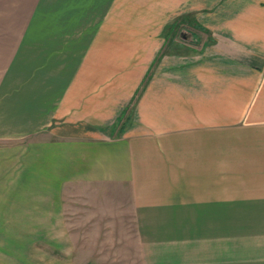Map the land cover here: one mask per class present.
<instances>
[{
	"label": "crops",
	"instance_id": "crops-1",
	"mask_svg": "<svg viewBox=\"0 0 264 264\" xmlns=\"http://www.w3.org/2000/svg\"><path fill=\"white\" fill-rule=\"evenodd\" d=\"M128 222L141 264H264V0H0V264Z\"/></svg>",
	"mask_w": 264,
	"mask_h": 264
},
{
	"label": "rangeland",
	"instance_id": "rangeland-1",
	"mask_svg": "<svg viewBox=\"0 0 264 264\" xmlns=\"http://www.w3.org/2000/svg\"><path fill=\"white\" fill-rule=\"evenodd\" d=\"M192 18L193 16L190 15ZM186 17V15L183 17L182 15L177 16L173 22L168 23L164 26L162 30V36L165 38V45L172 44V41H175V43L186 42L188 43L190 40L194 39L193 42L195 45H199V42H196L195 36L192 35V32L195 31L198 32V29L195 30L193 28L192 24L190 23L189 18ZM192 22V21H191ZM191 33V34H190ZM200 34V33H199ZM197 37V36H196ZM169 40L171 42H169ZM182 48V47H181ZM77 227H79V230L81 229L83 231H87V229H94L95 223H75ZM100 227L99 229H110V230H123V225L125 223H99ZM71 225H74L73 222H65L63 223L64 229L67 231L73 230L74 228L71 227ZM76 227V229H78ZM35 227L32 226V229ZM127 235H126V245L123 246V244L116 245L114 249V253L107 254L105 252H89L90 249L87 248H81L83 253H79L77 255L73 249L70 246L71 238L68 236L65 240L66 243L61 248H55L53 245H49V243L46 241V239L41 238H31V248L29 251V254L26 255L28 258H26L29 262V264H77L75 261L76 257H97L101 260L102 264H141V261L139 259V255L137 252V248L134 246V228L133 224L128 222L126 224L125 229ZM116 237H114V233H110L106 235L105 241L114 242ZM18 241L21 242V239ZM108 245V244H107ZM108 248V247H107ZM92 250V249H91ZM100 250H103L101 248ZM21 258V255H20ZM25 259V260H26ZM16 264H22L18 263L16 261ZM100 264V263H99Z\"/></svg>",
	"mask_w": 264,
	"mask_h": 264
}]
</instances>
